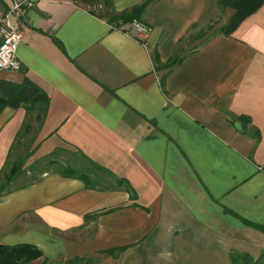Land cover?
Returning a JSON list of instances; mask_svg holds the SVG:
<instances>
[{
  "label": "crops",
  "instance_id": "1",
  "mask_svg": "<svg viewBox=\"0 0 264 264\" xmlns=\"http://www.w3.org/2000/svg\"><path fill=\"white\" fill-rule=\"evenodd\" d=\"M145 1L112 0L117 13ZM87 4L42 0L12 18L20 70L0 79L28 78L48 101L0 112V171L51 168L0 196V244L36 246L29 264L258 260L264 3L225 36L234 11L217 0H157L140 17L145 40Z\"/></svg>",
  "mask_w": 264,
  "mask_h": 264
},
{
  "label": "trees",
  "instance_id": "2",
  "mask_svg": "<svg viewBox=\"0 0 264 264\" xmlns=\"http://www.w3.org/2000/svg\"><path fill=\"white\" fill-rule=\"evenodd\" d=\"M87 1L90 13H94L98 18L105 20L112 28L130 34L133 21L140 22V17L147 5L157 0H146L142 5L121 13L115 11L112 0ZM263 3L264 0H217L221 11L226 8L234 11L231 19L220 28V32L225 36L231 35ZM47 101V95L28 78H24L20 84L0 79V112L6 107L18 109L22 105L34 106L45 104ZM7 165L6 163L0 171V196L9 190L10 183L15 180L18 170L23 165V160L20 159L14 163L8 174L5 170ZM252 226L264 232L263 227ZM41 256V251L33 245L21 244L9 247L0 244V264H29ZM231 262L232 264H264V254L258 260H253L247 255L235 254L231 256ZM67 264H72V262H67Z\"/></svg>",
  "mask_w": 264,
  "mask_h": 264
},
{
  "label": "built area",
  "instance_id": "3",
  "mask_svg": "<svg viewBox=\"0 0 264 264\" xmlns=\"http://www.w3.org/2000/svg\"><path fill=\"white\" fill-rule=\"evenodd\" d=\"M40 1L42 0H8L7 11L0 17V72L20 70L17 49L22 39V33L13 25L12 18ZM131 32H134L137 40H145L149 36L150 30L143 24L133 21Z\"/></svg>",
  "mask_w": 264,
  "mask_h": 264
},
{
  "label": "rangeland",
  "instance_id": "4",
  "mask_svg": "<svg viewBox=\"0 0 264 264\" xmlns=\"http://www.w3.org/2000/svg\"><path fill=\"white\" fill-rule=\"evenodd\" d=\"M136 22H138V21H136ZM138 23H140V24H142L141 22H138ZM215 25L216 24H214V23H212V27L210 28L211 30L214 28V29H217V27H215ZM217 26V25H216ZM217 31H219V29L217 30ZM213 33H215V31L213 32ZM212 33V34H213ZM205 35V34H204ZM25 143H26V141H25ZM22 152V154L24 153V151H21ZM20 158H22V157H20ZM51 161V158H41V159H39V160H37L36 161V163L34 164V165H32L31 166V170L32 171H30V173H27V167L25 166V167H23L22 168V166H21V168H20V170H18V172H17V174H16V178L17 177H19L20 175H21V173H23V171H24V173H23V175H21V177L19 178V184H27L28 182H29V180H30V178L32 177V176H37V175H41L42 173H44V170L46 171L47 169H50L51 167L49 166V162ZM62 161V160H61ZM13 165V163H9L8 165H7V167H6V174H8L9 173V171H10V168H11V166ZM53 169H55V170H60L61 169V166L59 165V166H56V167H53ZM35 172V173H34ZM23 176H25L26 178H23ZM29 179V180H28ZM103 183H106L107 181H106V179H104L103 181H102ZM11 184L12 183H10V186H11ZM9 186V187H10ZM8 191V190H7ZM7 191H5V192H7ZM2 195V194H1Z\"/></svg>",
  "mask_w": 264,
  "mask_h": 264
},
{
  "label": "water",
  "instance_id": "5",
  "mask_svg": "<svg viewBox=\"0 0 264 264\" xmlns=\"http://www.w3.org/2000/svg\"><path fill=\"white\" fill-rule=\"evenodd\" d=\"M235 128H236V129H240V128H241L240 124H238V123L235 124Z\"/></svg>",
  "mask_w": 264,
  "mask_h": 264
}]
</instances>
